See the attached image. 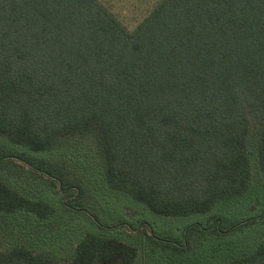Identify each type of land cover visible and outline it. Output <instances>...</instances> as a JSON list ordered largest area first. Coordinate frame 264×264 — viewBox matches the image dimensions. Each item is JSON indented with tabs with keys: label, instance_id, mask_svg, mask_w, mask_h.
Segmentation results:
<instances>
[{
	"label": "trees",
	"instance_id": "1",
	"mask_svg": "<svg viewBox=\"0 0 264 264\" xmlns=\"http://www.w3.org/2000/svg\"><path fill=\"white\" fill-rule=\"evenodd\" d=\"M84 139L109 187L153 214H208L189 229L211 241L264 230V209L227 230L211 215L264 190L250 192L254 172L264 178V0H158L133 28L102 0H0V223L22 211L41 227L0 235V264H145L137 246L93 232L70 257L36 246L55 228L45 222L54 209L30 199L43 190L26 178L98 224L83 209L86 183L55 160ZM146 228L152 249L190 251ZM244 245L198 264H264V237Z\"/></svg>",
	"mask_w": 264,
	"mask_h": 264
},
{
	"label": "rangeland",
	"instance_id": "2",
	"mask_svg": "<svg viewBox=\"0 0 264 264\" xmlns=\"http://www.w3.org/2000/svg\"><path fill=\"white\" fill-rule=\"evenodd\" d=\"M102 1L108 4L130 28L135 27L158 2V0ZM73 140L75 139H69L68 141ZM86 142L85 139L78 142V149L72 151H68L67 144H65L62 151L56 153L55 160L65 171L66 175L67 173L72 176L76 175L74 177H77L78 181L81 182L82 180L86 183V188L84 187V189L86 191L85 195H87V202L85 200L86 196L80 201L82 203L86 202L83 205V209L93 216L98 224L94 225L92 222H88L89 219L82 220L86 217L83 211L67 210L64 205L60 204V200L65 193L59 192V195H57L44 187V185L48 184L46 181H40L39 179L32 181V179L26 178L30 189L36 191L33 188L37 186V189L40 190L41 187V190H43L39 193H33L35 197H30V199H48L50 201L48 203L54 209V212L48 216L45 222L55 225V228L52 229L51 233L47 232L44 234L45 236L39 237L36 244L39 248L54 251L63 250L61 252L68 254L67 257H70L73 254V244L81 236L88 232H93L106 237L117 238L137 246L139 257L142 256L145 264H198L219 250H224L225 253L230 254L239 244L245 243V247L264 237V230L255 233L253 231L245 232L242 236L239 231H236L234 235H225L221 241H211L195 232L196 228L191 227L189 229L190 225L196 222H203V226H206L210 216L208 214H194L188 217L153 214L143 204L136 203L128 194L115 191L109 187L105 174L103 170L101 171L104 164L103 160L100 159L91 142H87L89 147H87ZM5 164H2V166H5ZM25 168L29 169L28 167ZM5 174L7 177L8 173ZM10 177L13 180L17 179L20 184H27L25 178L22 177L24 180H21L17 173L11 172ZM44 178L45 180L48 179L46 176ZM263 183V176L258 172H254L250 192L258 184ZM70 184L72 187H80L81 189L84 186L83 183L70 182ZM24 189L27 188L24 187ZM263 209L264 190L262 187H258L249 198H236L218 202L214 206L211 215H218V219L223 221V229L227 230L232 225L231 223L247 219L254 214H258ZM32 221H34V217L27 215L25 212H11L7 221L3 222V224L0 223V235L13 236L14 240L17 237H27L29 232H31V227H35V230L41 229L37 224L34 226ZM143 223H146L149 227L146 228L148 234L154 232L160 239L170 235L174 238L171 240L177 243L183 242L182 244H184L186 242L191 244L190 251L180 257L176 256L174 259L172 254L168 256L165 253L163 254L162 251L158 252L152 249L150 244L147 245L148 240L144 238L145 231L142 230V233L139 231L141 226L144 227L146 225ZM129 227L136 231L133 232V230L128 229ZM46 230H49V228ZM188 231L189 236L187 235Z\"/></svg>",
	"mask_w": 264,
	"mask_h": 264
}]
</instances>
